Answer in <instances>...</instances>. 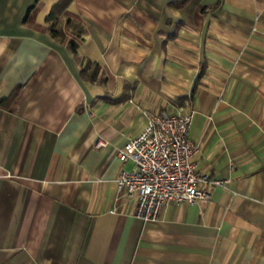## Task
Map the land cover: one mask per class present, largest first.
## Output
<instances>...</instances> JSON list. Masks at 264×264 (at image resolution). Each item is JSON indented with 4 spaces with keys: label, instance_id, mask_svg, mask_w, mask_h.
<instances>
[{
    "label": "crops",
    "instance_id": "obj_1",
    "mask_svg": "<svg viewBox=\"0 0 264 264\" xmlns=\"http://www.w3.org/2000/svg\"><path fill=\"white\" fill-rule=\"evenodd\" d=\"M54 1L0 0V264H264V0H69L74 53ZM140 110H190L191 158L223 185L135 217L116 150Z\"/></svg>",
    "mask_w": 264,
    "mask_h": 264
},
{
    "label": "built area",
    "instance_id": "obj_2",
    "mask_svg": "<svg viewBox=\"0 0 264 264\" xmlns=\"http://www.w3.org/2000/svg\"><path fill=\"white\" fill-rule=\"evenodd\" d=\"M141 129L116 150L118 161L129 160L132 168L120 170L115 186L133 195L132 214L142 221H153L168 203L204 201L206 187L223 181L196 169L192 155L197 152L187 136L191 111L140 110Z\"/></svg>",
    "mask_w": 264,
    "mask_h": 264
},
{
    "label": "trees",
    "instance_id": "obj_3",
    "mask_svg": "<svg viewBox=\"0 0 264 264\" xmlns=\"http://www.w3.org/2000/svg\"><path fill=\"white\" fill-rule=\"evenodd\" d=\"M68 1L69 0H55L44 16V21L47 24V31L50 37L58 42L66 40L68 49L71 53H74L80 27L77 23L67 18H63V21L59 19ZM186 1L187 0H172L168 3V6L177 8L182 6ZM217 6L218 2L216 1L214 4L202 6L201 11L204 12L206 10L215 9ZM68 35L70 37L66 38ZM97 71L98 66L95 63L85 60L79 68V75L86 81H94Z\"/></svg>",
    "mask_w": 264,
    "mask_h": 264
}]
</instances>
